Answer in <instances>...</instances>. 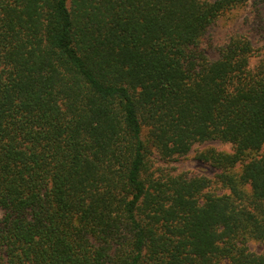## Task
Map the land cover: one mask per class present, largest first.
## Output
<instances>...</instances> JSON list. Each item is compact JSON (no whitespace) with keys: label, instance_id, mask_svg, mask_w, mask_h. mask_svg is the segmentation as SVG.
I'll return each instance as SVG.
<instances>
[{"label":"trees","instance_id":"trees-1","mask_svg":"<svg viewBox=\"0 0 264 264\" xmlns=\"http://www.w3.org/2000/svg\"><path fill=\"white\" fill-rule=\"evenodd\" d=\"M249 2L0 0V264H264V52L203 46ZM215 139L246 201L150 169Z\"/></svg>","mask_w":264,"mask_h":264},{"label":"rangeland","instance_id":"rangeland-1","mask_svg":"<svg viewBox=\"0 0 264 264\" xmlns=\"http://www.w3.org/2000/svg\"><path fill=\"white\" fill-rule=\"evenodd\" d=\"M258 5L249 2L243 6L234 8L222 14L209 28L204 38L203 46L210 59L218 57L219 48L227 42L231 35H244L248 37L254 46L251 65H253L264 52V9ZM261 150H264V145ZM232 151V145L229 142L220 140H207L196 142L186 155L162 159L156 152L152 151L149 157L150 169L179 173L187 172L190 174L203 175L209 180V186L205 192L222 194L229 190L221 182V175H228L234 179L243 200L250 192L248 184L242 183L239 179L240 165L225 170L216 165L211 157L216 153H229ZM254 153H250V157ZM230 185V184H229ZM241 190V191H240ZM2 210L0 209V217ZM248 248L255 252H264V244L259 240L252 238L247 242Z\"/></svg>","mask_w":264,"mask_h":264}]
</instances>
